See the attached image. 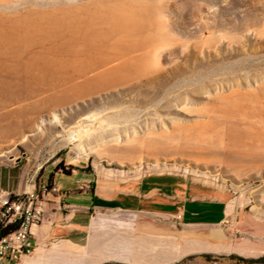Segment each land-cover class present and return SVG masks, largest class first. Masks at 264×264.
Here are the masks:
<instances>
[{"label": "rangeland", "instance_id": "374dc122", "mask_svg": "<svg viewBox=\"0 0 264 264\" xmlns=\"http://www.w3.org/2000/svg\"><path fill=\"white\" fill-rule=\"evenodd\" d=\"M100 1L127 0H0V16ZM129 1L164 22L146 71L86 88L0 66V189L40 198L41 183L50 195L52 179H79L107 197L149 175L184 176L221 195L223 219L95 208L73 252L99 264H264L241 259L264 251V0ZM161 247L170 261L156 262Z\"/></svg>", "mask_w": 264, "mask_h": 264}, {"label": "bare ground", "instance_id": "6f19581e", "mask_svg": "<svg viewBox=\"0 0 264 264\" xmlns=\"http://www.w3.org/2000/svg\"><path fill=\"white\" fill-rule=\"evenodd\" d=\"M51 11L0 16V66L28 74L23 79L36 80L34 84L47 80V85L54 86L57 80H79L71 85L88 88L97 81L126 78L149 69L147 47L163 37L157 29L164 22H155L144 6L129 0L100 1L82 7L61 3ZM34 43L40 46L35 54L23 58L20 53ZM38 51L53 56L39 62L42 55ZM66 63L70 70L62 69ZM42 65L47 66L45 71L40 69ZM0 80H5L0 83L4 88L9 83L4 76ZM160 250L167 256L156 262L172 259L171 250ZM155 251L151 248L146 255H158Z\"/></svg>", "mask_w": 264, "mask_h": 264}, {"label": "crops", "instance_id": "0c3cea01", "mask_svg": "<svg viewBox=\"0 0 264 264\" xmlns=\"http://www.w3.org/2000/svg\"><path fill=\"white\" fill-rule=\"evenodd\" d=\"M77 181L84 180L63 184L51 180L53 193L45 197L41 221L31 228L33 255L22 257L19 264H99L101 261L92 262L91 253L80 257L73 252L83 246L89 232V212L95 208L127 209L171 218L180 214V220L186 223L220 221L227 208L215 190L184 176L149 175L107 197L86 190L85 183L76 184ZM263 254L264 251L250 257Z\"/></svg>", "mask_w": 264, "mask_h": 264}, {"label": "built area", "instance_id": "2783aa9c", "mask_svg": "<svg viewBox=\"0 0 264 264\" xmlns=\"http://www.w3.org/2000/svg\"><path fill=\"white\" fill-rule=\"evenodd\" d=\"M40 198L35 190L25 195L12 194L0 189V264H19L22 257L33 252L34 241L31 228L42 218L43 204L49 193L46 184L41 183ZM180 214H176L179 220Z\"/></svg>", "mask_w": 264, "mask_h": 264}, {"label": "trees", "instance_id": "16d2710c", "mask_svg": "<svg viewBox=\"0 0 264 264\" xmlns=\"http://www.w3.org/2000/svg\"><path fill=\"white\" fill-rule=\"evenodd\" d=\"M46 187H47V189H50V187H51V185H46ZM4 231H6L5 229L4 230H2V229H0V234H2ZM203 256H205V257H209V256H211V254H209V253H203L202 254ZM229 255H233V254H229ZM243 261H250V262H252V261H257V260H264V254L263 255H261V256H259V257H248V258H241ZM171 264H185L184 262H182V261H176V262H174V263H171Z\"/></svg>", "mask_w": 264, "mask_h": 264}]
</instances>
